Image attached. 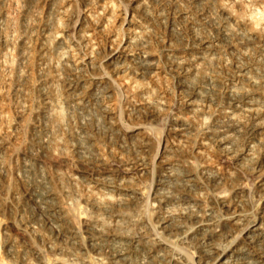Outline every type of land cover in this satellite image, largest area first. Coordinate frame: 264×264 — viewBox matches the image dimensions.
I'll return each instance as SVG.
<instances>
[{
  "label": "rangeland",
  "instance_id": "374dc122",
  "mask_svg": "<svg viewBox=\"0 0 264 264\" xmlns=\"http://www.w3.org/2000/svg\"><path fill=\"white\" fill-rule=\"evenodd\" d=\"M0 71L5 264H264V0H0Z\"/></svg>",
  "mask_w": 264,
  "mask_h": 264
},
{
  "label": "bare ground",
  "instance_id": "6f19581e",
  "mask_svg": "<svg viewBox=\"0 0 264 264\" xmlns=\"http://www.w3.org/2000/svg\"><path fill=\"white\" fill-rule=\"evenodd\" d=\"M15 1V0H14ZM35 1V0H34ZM46 1V0H45ZM18 2V1H17ZM46 3V2H45ZM16 4V3H15ZM17 5V4H16ZM43 5V4H42ZM21 7V6H20ZM105 7V6H104ZM116 8V7H115ZM114 9V8H113ZM42 11V10H41ZM116 11V10H115ZM14 13V12H13ZM38 13H39V11H38ZM111 13H113V12H111ZM61 14H62V12H61ZM107 15V14H106ZM112 16H113V14H112ZM112 16H111V18H112ZM253 16V15H252ZM9 17V16H8ZM11 17H13V16H11ZM116 17V16H115ZM243 17V16H242ZM258 17V16H257ZM64 18V17H63ZM244 18V17H243ZM7 19V18H6ZM24 19V18H23ZM36 19V18H35ZM44 19H45V17H44ZM122 19V18H121ZM186 19V18H185ZM3 21V20H2ZM5 21H7L6 22V24H5V22H4V24H5V29L6 30H8V29H10V28H13L14 27V25H13V18H9L8 20H5ZM16 21V20H15ZM29 21V20H28ZM121 21V20H120ZM23 22V21H22ZM55 22V21H54ZM242 22V21H241ZM252 22V21H251ZM263 22V21H262ZM28 23V22H27ZM50 23V22H49ZM52 23V22H51ZM58 23V22H57ZM258 23V22H257ZM3 24V23H2ZM29 24V23H28ZM108 24V23H107ZM24 25V24H23ZM30 25V24H29ZM28 25V26H29ZM86 25V24H85ZM111 25V24H110ZM258 25V24H257ZM4 26V25H3ZM45 26V25H44ZM48 26H50V25H48ZM105 26V25H104ZM109 26V25H108ZM119 26V25H118ZM36 27V26H35ZM43 27V26H42ZM15 28V27H14ZM54 28V27H53ZM258 28V27H257ZM22 29V28H21ZM56 30V29H55ZM9 31V30H8ZM13 31V30H12ZM59 31V30H58ZM133 31V30H132ZM78 32V31H77ZM117 33V32H116ZM133 33V32H132ZM131 33V34H132ZM65 34V33H64ZM81 34V33H80ZM113 34V33H112ZM134 34V33H133ZM8 35H10V34H8ZM32 36V35H31ZM59 36V35H58ZM66 36V35H65ZM79 36V35H78ZM126 36V35H125ZM2 37V36H1ZM21 37V36H20ZM51 38V37H50ZM86 38V37H85ZM209 39V38H208ZM14 40V38H13V33L10 35V36H7V35H5V41H8V42H12ZM127 40V39H126ZM117 41V40H116ZM128 41V40H127ZM26 42V41H25ZM30 42V41H29ZM51 42V41H50ZM87 42V41H86ZM134 42V41H133ZM2 43V42H1ZM44 43V42H43ZM80 44V43H79ZM21 45V44H20ZM61 45V44H60ZM140 47V46H139ZM8 48V47H7ZM12 48V47H11ZM42 48V47H41ZM13 49V48H12ZM46 49V48H45ZM71 50V49H70ZM58 51V50H57ZM61 51V50H60ZM69 51V50H68ZM25 52V51H24ZM27 52V51H26ZM121 52V51H120ZM74 53V52H73ZM79 55V54H78ZM82 55V54H81ZM36 56V55H35ZM50 56V55H49ZM24 57V56H23ZM29 57H30V55H29ZM123 57V56H122ZM21 58V57H20ZM149 58V57H148ZM118 59H119V57H118ZM23 60V59H22ZM2 61V60H1ZM14 61V60H13ZM18 61V60H17ZM44 61V60H43ZM58 61V60H57ZM115 61H117V60H115ZM10 62V61H9ZM83 62V61H82ZM86 62V61H85ZM84 62V63H85ZM7 63V62H6ZM87 63V62H86ZM51 65V64H50ZM87 65V64H86ZM3 66V65H2ZM47 66V65H46ZM113 66V65H112ZM9 67V68H8ZM154 67V66H153ZM5 68H6V70H4V71H6L7 72V69H10L9 71L10 72H13L12 70H11V67H10V65H5ZM13 68V67H12ZM27 68V67H26ZM60 68V67H59ZM131 68V67H130ZM152 68V67H151ZM21 69V68H20ZM114 69V68H113ZM16 70V69H15ZM18 70V69H17ZM3 71V72H4ZM8 71V72H9ZM121 71H123V70H121ZM145 71V70H144ZM1 72V71H0ZM5 72V73H6ZM4 73V74H5ZM46 73V72H45ZM60 73V72H59ZM65 73V72H64ZM120 73V72H119ZM20 74V73H19ZM6 75V74H5ZM127 76V75H126ZM4 77V76H3ZM9 78V77H8ZM7 78V79H8ZM19 79V78H18ZM123 79V78H122ZM121 79V80H122ZM25 80V79H24ZM24 83V82H23ZM52 83V82H51ZM7 84V83H6ZM148 85V84H147ZM59 86H60V84H59ZM133 86V85H132ZM136 86V85H135ZM16 88V87H15ZM137 88H139V87H137ZM167 90V89H166ZM62 91V90H61ZM64 91V90H63ZM151 91V90H150ZM131 91H129V93H130ZM123 93V92H122ZM141 94V93H140ZM7 95V94H6ZM143 95V94H142ZM147 95V94H146ZM153 96H154V94H152ZM64 97V96H63ZM55 98V97H54ZM56 99V98H55ZM148 99V98H147ZM150 101V100H149ZM157 102H158V100H156ZM16 102V101H15ZM145 102V101H144ZM162 102V101H161ZM20 103V102H19ZM189 103V102H188ZM17 104H18V102H17ZM22 104V103H21ZM52 104V103H51ZM55 104V103H54ZM136 104V103H135ZM188 105V104H187ZM21 107H23V106H21ZM159 108V107H158ZM58 109H59V107H58ZM154 110V109H153ZM21 111H23V109L21 110ZM55 111H57V110H55ZM261 111V110H260ZM263 111V110H262ZM6 112V111H5ZM154 114V113H153ZM45 115V114H44ZM61 116V115H60ZM7 117V116H6ZM154 118V117H153ZM58 119V118H57ZM42 120V119H41ZM50 120V119H49ZM56 120V119H55ZM1 121V120H0ZM6 121V120H5ZM60 121V120H59ZM63 121H64V119H63ZM216 121H218V120H216ZM241 121V120H240ZM257 121V120H256ZM52 122V121H51ZM237 122V121H236ZM258 122V121H257ZM26 123H27V121H26ZM61 123H62V121H61ZM65 123V122H64ZM186 123H188V122H186ZM53 124V123H52ZM253 124V123H252ZM257 124V123H256ZM54 125V124H53ZM219 125V124H218ZM31 127V126H30ZM185 127H186V125H185ZM29 128V127H28ZM55 128V127H54ZM152 128H154V127H152ZM175 128V127H174ZM179 128V127H178ZM63 129V128H62ZM202 129V128H201ZM10 131V130H9ZM32 131V130H31ZM34 131V130H33ZM63 131V130H62ZM6 132V131H5ZM53 132V131H52ZM184 133V132H183ZM50 134V133H49ZM13 135V134H12ZM156 135V134H155ZM160 135V134H159ZM184 135H185V133H184ZM228 135V134H227ZM36 136V135H35ZM233 136V135H232ZM19 137V136H18ZM173 137V136H172ZM64 138V137H63ZM69 138V137H68ZM10 139V138H9ZM33 139V138H32ZM142 139V138H141ZM221 139V138H220ZM235 140V139H234ZM47 141V140H46ZM59 141V140H58ZM61 141V140H60ZM146 143V142H145ZM203 144V143H202ZM206 144V143H205ZM208 144V143H207ZM233 144H235V143H233ZM21 145V144H20ZM58 145V144H57ZM59 148V147H58ZM10 149V148H9ZM71 150V149H70ZM190 150V149H189ZM211 150V149H210ZM223 150V149H222ZM227 150V149H226ZM251 151V150H250ZM260 151V150H259ZM162 152V151H161ZM203 152V151H202ZM29 154V153H28ZM188 154V153H187ZM204 154V153H203ZM243 155V154H242ZM190 156V155H189ZM201 157V156H200ZM23 158V157H22ZM209 158V157H208ZM241 158V157H240ZM53 159V158H52ZM245 159V158H244ZM252 159V158H251ZM205 160V159H204ZM204 160H202V161H204ZM207 160V159H206ZM3 161V160H2ZM164 161V160H163ZM209 161H210V159H209ZM166 163V162H165ZM164 163V164H165ZM5 165H7V164H5ZM32 165V164H31ZM161 165V164H160ZM158 166V165H157ZM255 167V166H254ZM245 169V168H244ZM48 170V169H47ZM252 170V169H251ZM251 170H249V171H251ZM259 170V169H258ZM23 171V170H22ZM1 172V171H0ZM26 172V171H25ZM56 172V171H55ZM60 172V171H59ZM143 172V171H142ZM32 173V172H31ZM234 173V172H233ZM40 174V173H39ZM58 175V174H57ZM134 176V175H133ZM232 176V175H231ZM140 177H142V176H140ZM23 178V177H22ZM44 178V177H43ZM127 179V178H126ZM20 181V180H19ZM64 181V180H63ZM123 181H124V179H123ZM127 181V180H126ZM212 181V180H211ZM230 181H231V179H230ZM44 182V181H43ZM66 183V182H65ZM136 183V182H135ZM219 183V182H218ZM264 183V182H263ZM20 184V183H19ZM13 185V184H12ZM29 185V184H28ZM222 185V184H221ZM44 186V185H43ZM112 186V185H111ZM117 186H119V185H117ZM63 187V186H62ZM239 187V186H238ZM20 188V187H19ZM44 188V187H43ZM117 188V187H116ZM263 188V187H262ZM64 189H67V188H65L64 187ZM51 191V190H50ZM67 191V190H66ZM46 192V191H45ZM48 192V191H47ZM41 193V192H40ZM226 193V192H225ZM247 194V193H246ZM260 194V193H259ZM41 195V194H40ZM94 195V194H93ZM226 195V194H225ZM68 196V195H67ZM77 196V195H76ZM94 196H96V195H94ZM224 196V195H223ZM44 197V196H43ZM178 198V197H177ZM180 198V197H179ZM103 199V198H102ZM261 200V199H260ZM88 201V200H87ZM110 201V200H109ZM95 202V201H94ZM111 203V202H110ZM109 203V204H110ZM115 204V203H114ZM130 204V203H129ZM179 205V204H178ZM97 206V205H96ZM133 206V205H132ZM148 206V205H147ZM175 206H176V204H175ZM220 206H222V205H220ZM240 206V205H239ZM134 207V206H133ZM183 207H184V205H183ZM105 208V207H104ZM172 208V207H171ZM168 209V208H167ZM174 210V209H173ZM194 210V209H193ZM106 211V210H105ZM65 212V211H64ZM74 212V211H73ZM233 212V211H232ZM231 212V213H232ZM184 213V212H183ZM199 213V212H198ZM141 214V213H140ZM169 214H171V213H169ZM63 215H65V214H63ZM96 215V214H95ZM139 215V214H138ZM210 215V214H209ZM166 217V216H165ZM232 217V216H231ZM96 218H98V217H96ZM156 220V219H155ZM161 221H162V219H160ZM209 220V219H208ZM89 221V220H88ZM93 221H89V223H92ZM159 222V221H158ZM209 222V221H208ZM105 224H106V222H105ZM216 224V223H215ZM234 224V223H233ZM94 225V224H93ZM125 225V224H124ZM165 226V225H164ZM109 227V226H108ZM215 227V226H214ZM99 228V227H98ZM116 228H118V227H116ZM212 228V227H211ZM243 228V227H242ZM92 229V228H91ZM94 229V228H93ZM96 229V228H95ZM112 229V228H111ZM116 230V229H115ZM114 230V234L116 235V234H118V232H121V231H119L118 229L115 231ZM120 230H121V228H120ZM210 230V229H209ZM227 230V229H226ZM104 231V230H103ZM112 231V230H111ZM123 231V230H122ZM241 232V231H240ZM128 233V232H127ZM234 233V232H233ZM113 234V235H114ZM212 234H213V236L214 237H216V239L219 237V236H221V232H219L218 230H216V227H215V229H213V232H212ZM242 234V233H241ZM124 235V234H123ZM186 235V234H185ZM228 235V234H227ZM213 236H211L212 238H213ZM241 236V235H240ZM224 237V236H223ZM177 238V237H176ZM221 238V237H220ZM222 240V239H221ZM226 240V239H225ZM252 241V240H251ZM231 242V241H230ZM1 243V242H0ZM208 243V242H207ZM209 244H211V243H209ZM218 244V243H217ZM232 245V244H231ZM231 249V248H230ZM142 250V249H141ZM1 251V250H0ZM214 251V250H213ZM204 252V251H203ZM209 252H211V251H209ZM162 253V252H161ZM262 253V252H261ZM26 254V253H25ZM252 255V254H251ZM262 257V261H263V259H264V252L262 253V254H260ZM226 256V255H225ZM241 256V255H240ZM2 257V256H1ZM0 257V258H1ZM22 257V256H21ZM176 257V256H175ZM3 258V257H2ZM1 258V259H2ZM23 258V257H22ZM0 259V264H5L4 263V261L3 260H1ZM93 259V258H92ZM208 259L209 260H211V261H216V264H226V263H224V262H222L223 260H222V256H221V254L218 252V251H215L214 252V254H212L211 256H209L208 257ZM224 259V258H223ZM24 260V259H23ZM208 260V261H209ZM125 261V260H124ZM169 261V260H168ZM188 261V260H187ZM207 261V260H206ZM206 261H205V263H206ZM210 261V262H211ZM226 261V260H225ZM229 261V260H228ZM227 262V261H226ZM256 262V261H255ZM233 263H235V261L233 262ZM169 264H170V262H169ZM207 264H209V263H207ZM214 264V263H213ZM247 264H249V263H247ZM251 264V263H250ZM262 264V263H261Z\"/></svg>",
  "mask_w": 264,
  "mask_h": 264
}]
</instances>
